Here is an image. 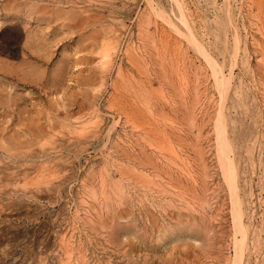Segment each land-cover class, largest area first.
Instances as JSON below:
<instances>
[{"label":"rangeland","instance_id":"1","mask_svg":"<svg viewBox=\"0 0 264 264\" xmlns=\"http://www.w3.org/2000/svg\"><path fill=\"white\" fill-rule=\"evenodd\" d=\"M0 264H264V0H0Z\"/></svg>","mask_w":264,"mask_h":264},{"label":"bare ground","instance_id":"2","mask_svg":"<svg viewBox=\"0 0 264 264\" xmlns=\"http://www.w3.org/2000/svg\"><path fill=\"white\" fill-rule=\"evenodd\" d=\"M109 58V57H108ZM105 59H107V57L105 58ZM108 60V59H107Z\"/></svg>","mask_w":264,"mask_h":264}]
</instances>
